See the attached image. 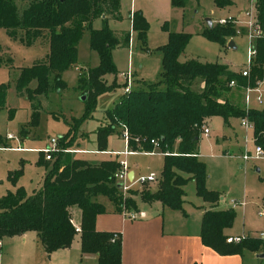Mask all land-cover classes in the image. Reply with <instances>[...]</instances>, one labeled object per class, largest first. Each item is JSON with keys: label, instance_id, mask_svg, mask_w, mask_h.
Here are the masks:
<instances>
[{"label": "trees", "instance_id": "trees-1", "mask_svg": "<svg viewBox=\"0 0 264 264\" xmlns=\"http://www.w3.org/2000/svg\"><path fill=\"white\" fill-rule=\"evenodd\" d=\"M185 0H171V5L184 7ZM217 9L233 5V0H212ZM18 8L14 0H0V29L22 45L47 38L49 51L40 61L28 68L19 69L14 89L29 101L46 96L51 91H62L65 84L62 74L77 64L78 44L83 35H89V48L98 56V64L82 73L77 89L84 97V111L74 120V126L92 118L97 98L114 88L115 80L107 82L108 76L117 75L112 52L118 46L128 47L130 32H117L109 27V21L120 20L122 0H20ZM257 21L264 31V0H254ZM132 29L145 44L147 22L140 12L130 13ZM100 21V28L94 23ZM237 34L233 24L211 25L203 35L221 47ZM190 35L169 33L168 42L158 48L161 57L160 79L122 94L113 107L105 111V125L96 132V151L105 152L107 137L113 132L129 134L131 151L151 152L156 143L163 154V169L159 180L153 185L127 191L123 195L115 173L120 169L117 158L92 163L74 157L71 147L76 136L71 129L59 137V151L50 160L40 155L38 164L44 168L41 187L25 195L21 188L0 197V240L22 235L36 234L43 251L52 252L71 246L77 233L72 224L73 208L81 212L80 250L82 254L97 256V264H121L120 238L112 240L113 233L99 232L95 228L98 215L105 213L97 201L104 196L117 212H138L142 203L159 202L171 210L183 211L184 187L189 181L195 186V195L209 203L201 219V243L219 255L257 252L264 243L247 236L239 243H227L224 230L233 224L232 210H215L220 196L206 189L205 164L198 158V142L202 126L212 118H219L229 127L233 119L246 117L252 126L251 141L264 150V106L244 108L242 88L255 86L264 73V38L255 42V57L248 78L235 73L227 65L201 63L196 60L180 62ZM235 82L234 88L230 82ZM34 83L33 88L29 85ZM0 86V99L3 98ZM33 109H37L32 106ZM15 183L17 174L8 173Z\"/></svg>", "mask_w": 264, "mask_h": 264}, {"label": "rangeland", "instance_id": "rangeland-1", "mask_svg": "<svg viewBox=\"0 0 264 264\" xmlns=\"http://www.w3.org/2000/svg\"><path fill=\"white\" fill-rule=\"evenodd\" d=\"M14 2L19 8L20 0ZM247 8V4L240 3L235 8L217 9L212 0H185L183 8L173 7L171 0H122L120 7L122 18L109 21V27L118 33L130 32V43L128 47L118 46L112 52L117 75L108 76L107 82L111 84L115 80V86L97 98L93 118L84 120L77 127L74 126V120L79 119L84 111V102L77 89L78 79L83 72L98 64L97 54L89 48L88 33L83 35L78 44L77 64L62 74L65 88L62 91H51L48 95L39 96L37 100L31 102L26 96L15 92V80L19 69L28 68L46 57L49 51L48 39L41 38L25 46L9 38L5 31L0 29V86L4 88L3 98L0 99V197L6 193H13L17 188H21L27 196L33 189L41 187L46 171L38 164L39 155L42 156L39 151L46 149L51 139L66 135L71 129L72 135L76 138L84 132L91 141L94 139L96 141L97 129L107 123L101 122L103 120L101 114L110 110L123 94L125 73L130 74L131 90L157 82L161 72L158 48L168 42L169 33L190 35L188 44L179 57L180 62L196 60L201 63H219L227 65L235 73H240L247 67L250 58L249 42L242 27L237 26L239 33L231 39L234 48L221 47L207 39L203 32L208 27L206 19L211 21L212 26L221 18L236 17L243 20L242 13ZM130 10L132 13L140 12L147 22L144 45L140 43L138 33L132 29L128 17ZM94 28H100V21L94 23ZM33 86L32 82L29 87ZM259 90L262 102L258 104L255 101L257 94L251 93L250 108L264 106V85L260 86ZM32 106L37 109H33ZM231 122L230 128H223L222 122L217 119L210 124V135L206 138L200 137L199 160L205 164L207 173L205 187L223 198L222 202L215 204V210H232L235 213L233 224L224 230V235L236 237L235 235L241 236L244 232L245 234L251 232L253 236H257V233L264 231V218L258 214L264 212V158L247 162L242 160L246 132L239 119H233ZM20 134L24 136L18 143L14 138L17 140ZM8 135L13 139H6ZM217 136H224L225 139H219L216 143ZM247 140L246 151L252 154L251 135ZM93 145L95 142L88 147H94ZM16 146L24 150H15ZM74 148L75 144L71 149ZM106 150H125L121 134L115 131L107 137ZM72 155L76 157L75 154ZM79 156L92 163H97L104 157ZM121 158L122 156H119L118 159ZM126 164L128 170L134 172L135 178L153 173L158 181L163 169V157L133 155L127 157ZM8 173L17 174L14 184L8 179ZM127 185L130 186L128 191L141 187L131 182ZM184 191L186 208L192 204H202L203 207L210 208L209 203H202L195 195L192 181L186 184ZM123 195H127V192ZM98 199L106 212L108 204L110 206L109 200L104 196H99ZM231 199L243 205L233 209ZM74 239L77 240L78 235ZM28 244L33 245L31 239L27 240V246ZM5 246L2 245V251H6ZM44 262L53 264L50 256L44 257ZM262 262L264 264V259ZM0 264L18 263L14 257H8L7 261Z\"/></svg>", "mask_w": 264, "mask_h": 264}, {"label": "crops", "instance_id": "crops-1", "mask_svg": "<svg viewBox=\"0 0 264 264\" xmlns=\"http://www.w3.org/2000/svg\"><path fill=\"white\" fill-rule=\"evenodd\" d=\"M248 1L249 0H233V5L227 8L238 7L240 3L248 5ZM130 13H132V10H130ZM128 17H130V15H128ZM101 116L103 119L101 122L107 121L103 113ZM217 119L222 122L219 118L210 119L206 124L209 128V134L207 136L202 134L201 136L206 138L210 135V124ZM231 126L232 122L230 121V126L226 128H230ZM245 132V137L248 138V136L251 135L250 130H245ZM23 136L24 134H20L17 140L14 138V141L20 143ZM6 139L12 140L13 138L8 135ZM219 139L224 140L225 138L224 136H217L215 139L216 143H218ZM94 142V147L89 148L88 145ZM95 146V139L91 141L88 135L83 132L76 138L75 148L73 149V151L76 152L72 154H75L76 157H80L79 155L104 156L98 162L108 158L118 159L119 156H122V158L119 159L120 161H126L127 157L133 155L163 157V155L160 154L143 153L125 156L123 155L124 151L106 150L105 152H98ZM197 147L198 158H200L199 142ZM5 148L11 149L9 147ZM14 149L19 151L24 150L18 146ZM129 172L133 173L132 179H135L134 172L130 170ZM232 200L233 199L230 200V203ZM97 201L99 202L98 198ZM220 201L222 202L223 198H220L218 202ZM201 202L204 203L202 200ZM109 203L110 206L108 204L109 208L107 211L96 217L95 228L99 232L119 234L121 241V264H263L264 247L257 252L245 250L241 254L219 255L211 248L204 246L200 240L201 219L203 213L210 208L207 209L203 207L202 204H192L191 207L186 208L183 197V211H175L162 206L159 202L142 203L139 205L138 212L144 213V217L136 220H129L124 218L120 212H117L110 201ZM71 213L73 221L75 224L79 225L81 218L80 210L73 208ZM78 234L79 233H77V235ZM244 234L245 232L242 233L241 236ZM225 236L233 237L234 235L225 234ZM235 236L237 237L239 234ZM245 236L256 238L251 232L246 233ZM28 239H31L34 246L29 244L27 246ZM262 242L264 243V241ZM2 245H6V251L1 250ZM46 256L51 257L53 264H97L96 255L81 253L79 235L77 240H73L69 248L58 250L50 254L43 251L37 240L36 234L33 232H26L22 235L0 240V263L7 261L8 257H14L18 264H29V262L33 264H46V262H44V257Z\"/></svg>", "mask_w": 264, "mask_h": 264}, {"label": "built area", "instance_id": "built-area-1", "mask_svg": "<svg viewBox=\"0 0 264 264\" xmlns=\"http://www.w3.org/2000/svg\"><path fill=\"white\" fill-rule=\"evenodd\" d=\"M242 17H243V20H240L236 17L221 18L215 23L218 25L233 24L236 27V29H237V26H241L242 29L244 30L246 37L248 39V42H249V57L250 58H249V62L247 64V67L244 68L243 70H241L240 74L243 77L248 78L250 75L251 66L253 64V60H254L255 53H256L255 42L258 39L264 38V31L260 27V25L257 21V18H256L254 0L248 1V8L245 10V12L242 13ZM237 33H239L238 29H237ZM124 77H125V84L123 87V94H128L131 91L130 74L125 73ZM262 85H264V77L262 79H260L258 82H256L255 86H250L248 84L247 86L242 88L243 96H244V108H245V110L250 109V107H249V96L251 93L257 94V96L255 97V101L258 104H260L262 102V98L260 96V90H259L260 86H262ZM229 86L234 88L236 86V83L232 81V82H230ZM240 125L246 131H248V130L251 131V129H252V126L246 117L240 119ZM202 134L205 136H207L209 134V128L206 125L202 126ZM121 136H122V138L124 140V144H125V150L123 152V155L126 156V155L137 154V152L131 151L128 147L129 134H128L126 129H123ZM151 143L154 144V146H155L154 151L143 152V154H160V155H163L162 153L155 151V150H157L156 143L154 141H152ZM247 144H248V140L245 137L244 138L245 151L241 157L244 162H247L248 160H258V159L264 158V150L260 146L253 145L252 154H248V152L246 151ZM58 151H59L58 140L57 139H51L49 146L46 149L39 151V153H41L43 155L44 159L50 160L51 154L58 152ZM65 152L74 153L76 151H65ZM128 173H129V170H128L126 161H120V169L115 173L114 177L116 178V181L119 184H121V186H122L121 191L123 194H125L130 187L127 185L128 182H131L133 184H138L141 186H143L145 184H154L157 182V177L153 173H150L147 176H140L138 178L132 179L131 181H129V179H128ZM230 204H231L233 209L243 205V204H240L239 202H236L234 200H232ZM121 214L124 218H127L129 220H136L138 218L144 217V213H142V212H131V211H127L125 209L122 210ZM258 214L260 216L264 217V212H259ZM72 224L75 228L74 229L75 232L80 233V226L75 224V222L73 220H72ZM246 237L247 236H245V235L237 236V237H227L226 242L227 243H239L242 240H244ZM118 238H119V234L113 233L112 240H115ZM256 238L261 240V241H264V231L257 233Z\"/></svg>", "mask_w": 264, "mask_h": 264}, {"label": "water", "instance_id": "water-1", "mask_svg": "<svg viewBox=\"0 0 264 264\" xmlns=\"http://www.w3.org/2000/svg\"><path fill=\"white\" fill-rule=\"evenodd\" d=\"M206 23H207V26H208V27H211L212 24H211V21H210L209 19H206ZM227 47H228V48H234V44H233V42H232V41H229L228 44H227ZM82 100H84V97H82ZM132 177H133V173H132V172H129V173H128V179H129V181L132 180ZM121 187H122L121 184H119V185H118V188L121 189ZM263 257H264V255H263Z\"/></svg>", "mask_w": 264, "mask_h": 264}]
</instances>
